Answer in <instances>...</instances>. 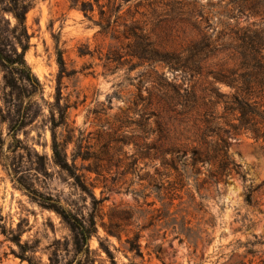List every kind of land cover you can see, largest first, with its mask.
<instances>
[{
	"label": "rangeland",
	"instance_id": "rangeland-1",
	"mask_svg": "<svg viewBox=\"0 0 264 264\" xmlns=\"http://www.w3.org/2000/svg\"><path fill=\"white\" fill-rule=\"evenodd\" d=\"M28 1L24 59L40 87L0 66V264H236L252 259L246 242L254 240L253 234L264 238L263 143L246 133L228 135L227 122L217 119L227 154L237 164L220 179L213 173L216 160L195 164L191 152L199 147L204 113L216 98L213 88L233 92L223 82L209 83L208 72L227 52L203 61L199 72L140 63L121 48L128 40L120 26L117 32H101L97 8L85 16L68 0ZM220 1L231 9L230 0H117L123 18L137 20L161 50L181 59L202 32L212 33L205 29L212 23L205 18L216 19L210 11L219 10ZM7 6L0 0V47L20 51ZM260 20L246 12L237 25ZM229 42L217 41V47ZM116 49L119 55L113 54ZM193 90L199 97L195 106L189 98ZM212 109L219 116L224 104ZM53 119L63 122L55 133L59 142H67L68 157L78 155L74 176L53 160ZM12 125L18 128L14 137L8 134ZM212 137L218 138L217 130ZM248 186L251 203L245 200ZM170 195L171 211L181 209L177 218L185 216L191 238L179 226L166 225L163 205ZM48 197L95 223L88 253L76 252L74 232L42 201ZM135 235L140 255L126 242ZM254 249L264 259V246ZM258 256L252 264H261Z\"/></svg>",
	"mask_w": 264,
	"mask_h": 264
},
{
	"label": "trees",
	"instance_id": "trees-1",
	"mask_svg": "<svg viewBox=\"0 0 264 264\" xmlns=\"http://www.w3.org/2000/svg\"><path fill=\"white\" fill-rule=\"evenodd\" d=\"M4 1L8 5L4 11L9 12L16 21L13 28V38L20 47V51L16 47L10 50L0 47V66L5 69L17 70L30 86L38 89L40 83L24 59L29 38L25 21L26 13L30 8V2L28 0ZM68 2L70 7L80 10L85 16L93 14L95 8H97L100 17L98 25L100 26L101 32L105 34L109 31L117 32L116 26H120L122 28L121 34L123 38L128 40L121 48L126 49L127 56L136 58L140 63H163L169 64L171 69L176 70L181 67L199 72L203 61L213 56L216 57L219 53L227 52L224 59L214 64L218 68L208 72V76H212V80L209 83L213 85L218 81L223 82L233 92L230 95L222 94L218 89L213 88L214 91L216 90V98L214 101L210 100L211 107L207 108L204 113L199 147L191 150L193 163L197 164L204 160H216L217 166L213 173H215L218 179L224 177L227 174L226 171L230 170L231 167H237V164L227 154L226 148L228 142L226 138L219 135L220 128H217V119H224L227 122L229 130L226 133L228 135L246 133L255 141H261L264 151V0H230L229 4H232L231 9H227V6L221 7L220 1L218 6L220 9L210 11V14L215 15L216 19L213 20V16L211 18H205V20H211L212 22L211 24L208 23L205 27V29L212 28V33L207 34V32H202L198 40L190 43L187 49L188 54L183 59L174 55V53L161 50L157 41L152 39V36L145 31L144 27L137 20L128 22L127 19L123 18L120 13L122 3L117 2V0H107L105 4H101L100 0H68ZM246 12L249 15H260L261 20L258 23L251 24L249 27H239L237 25V19ZM120 19H123L122 22H118ZM232 19L234 20L233 23L230 21ZM213 25L214 27H212ZM217 27H219L217 29L219 36L214 40L213 35ZM18 29H20L19 31L21 33L15 35ZM225 38L230 40L229 44L217 47V41H223ZM118 50H113V54L119 55L121 52ZM57 61L60 68H64L61 51H58ZM189 98L194 102V106L199 99L195 90L191 92ZM219 103L224 104V110L221 115L216 116L212 106H216ZM61 117L62 120H65L64 113ZM60 124H63V122H57L53 119L52 157L56 165L74 176L72 166L78 155L72 154L69 158L66 151L67 142L61 143L57 140L55 128ZM215 129L218 131L217 139H213L212 137L216 131ZM17 131L18 128L12 125L9 128L8 134L14 137ZM181 175L180 173L178 174V176ZM240 176L243 179L245 178L243 174H240ZM75 178L77 177L75 176ZM256 188L258 187L254 189ZM24 189L31 198L41 200L42 197L37 195L34 190L28 187H24ZM252 191L251 186H248L245 194V200L248 203L252 201ZM168 199L169 202L163 205L165 208L163 217L167 218L166 225L172 226L174 229L179 226V230L186 231L188 238H191L189 234L192 230L187 226L189 222L185 220V216H181L180 219L177 218L181 209L171 211L174 206V195H170ZM42 201L49 202L51 204L49 208L55 210L68 223L76 237V252L88 253V241L95 231V223L93 221L88 223L81 220L71 211L60 206L51 197L43 199ZM253 237V241L246 242V253L250 254L252 259H249L248 262L239 261L236 264H252L253 258L262 252L261 250L254 249V246H264V238L255 234H253ZM137 239L138 236L135 235L133 238H127L126 242L129 244L130 251H135L140 255V244L137 242ZM258 257L260 258L261 264H264V259L261 256Z\"/></svg>",
	"mask_w": 264,
	"mask_h": 264
}]
</instances>
